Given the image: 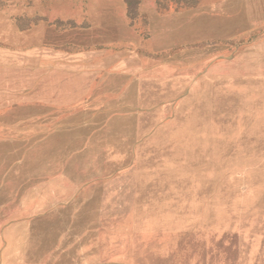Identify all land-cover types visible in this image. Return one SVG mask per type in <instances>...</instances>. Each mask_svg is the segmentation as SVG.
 Here are the masks:
<instances>
[{"label":"rangeland","instance_id":"374dc122","mask_svg":"<svg viewBox=\"0 0 264 264\" xmlns=\"http://www.w3.org/2000/svg\"><path fill=\"white\" fill-rule=\"evenodd\" d=\"M0 264H264V0H0Z\"/></svg>","mask_w":264,"mask_h":264}]
</instances>
